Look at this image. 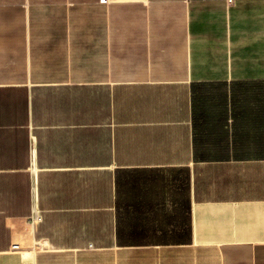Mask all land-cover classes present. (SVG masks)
<instances>
[{
  "label": "crops",
  "instance_id": "obj_1",
  "mask_svg": "<svg viewBox=\"0 0 264 264\" xmlns=\"http://www.w3.org/2000/svg\"><path fill=\"white\" fill-rule=\"evenodd\" d=\"M0 264H264V0H0Z\"/></svg>",
  "mask_w": 264,
  "mask_h": 264
},
{
  "label": "built area",
  "instance_id": "obj_2",
  "mask_svg": "<svg viewBox=\"0 0 264 264\" xmlns=\"http://www.w3.org/2000/svg\"><path fill=\"white\" fill-rule=\"evenodd\" d=\"M233 0H227V4H232ZM30 225H36L41 222V217L37 211L30 214L28 218Z\"/></svg>",
  "mask_w": 264,
  "mask_h": 264
}]
</instances>
